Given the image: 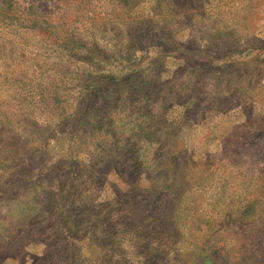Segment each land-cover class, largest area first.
<instances>
[{
  "label": "rangeland",
  "instance_id": "374dc122",
  "mask_svg": "<svg viewBox=\"0 0 264 264\" xmlns=\"http://www.w3.org/2000/svg\"><path fill=\"white\" fill-rule=\"evenodd\" d=\"M150 248L264 264V0H0V264Z\"/></svg>",
  "mask_w": 264,
  "mask_h": 264
},
{
  "label": "trees",
  "instance_id": "16d2710c",
  "mask_svg": "<svg viewBox=\"0 0 264 264\" xmlns=\"http://www.w3.org/2000/svg\"><path fill=\"white\" fill-rule=\"evenodd\" d=\"M30 26H31V28H33V29H38V28H40L36 23H31L30 24ZM105 80H107V78L106 79H104L103 81H105ZM130 80H131V77H130ZM100 85V86H99ZM101 88V84H99V81H96V86H95V82L94 81H91V82H88V83H85V84H82L81 85V88H80V98H79V100H80V105H82V108L85 106V108H87L86 109V111L87 110H90V109H95V107H92V105H90L89 104V102H91V99L92 98H96L98 95H99V92H102L103 94H109L111 91L109 90V89H111V88H106L105 90H99ZM93 90H95V91H93ZM145 90V89H144ZM143 90V91H144ZM97 113H100V111H97ZM84 118V119H83ZM83 118H81L80 119V121H79V123H78V126L81 128V129H83V127L85 126V125H87V126H89V123L86 121V119H85V116H84V114H83ZM109 125L108 124H105V128H107V129H105V130H107V131H109V127H108ZM94 131H96V132H101V130H102V124H101V121H97V122H95L94 123ZM104 130V129H103ZM47 143V141H45V140H43V141H41V144H40V146H42V144H46ZM130 147V146H129ZM109 169H105V171L106 172H104V173H106L107 174V171H108ZM96 171V170H95ZM134 183H130V185H133ZM132 193H133V191H129L128 192V194L127 195H125L126 197H127V199L129 200L127 203H126V206L127 207H132L133 206V204H135L136 203V196L134 195H132ZM133 208V207H132ZM138 220V215L136 216V215H134L133 214V221L136 223V221ZM139 225H141V223L139 224ZM151 249V248H150ZM148 254L149 255H151V254H153V249H151V253H141V256H143V258L145 259V263L144 264H152V262L150 261L149 262V260H148ZM196 264H214L213 263V261L210 259V257L209 256H205V254L203 255V257H201V261H198Z\"/></svg>",
  "mask_w": 264,
  "mask_h": 264
}]
</instances>
